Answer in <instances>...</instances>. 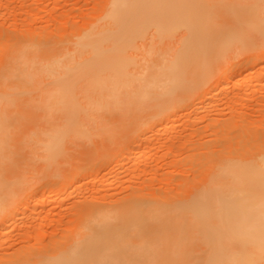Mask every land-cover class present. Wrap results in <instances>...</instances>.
<instances>
[{
  "label": "rangeland",
  "instance_id": "obj_1",
  "mask_svg": "<svg viewBox=\"0 0 264 264\" xmlns=\"http://www.w3.org/2000/svg\"><path fill=\"white\" fill-rule=\"evenodd\" d=\"M110 2L0 0V264L133 202L78 264H264V0Z\"/></svg>",
  "mask_w": 264,
  "mask_h": 264
},
{
  "label": "bare ground",
  "instance_id": "obj_2",
  "mask_svg": "<svg viewBox=\"0 0 264 264\" xmlns=\"http://www.w3.org/2000/svg\"><path fill=\"white\" fill-rule=\"evenodd\" d=\"M121 3L122 0H111V8L108 10L106 18H110V16L114 17ZM114 19H116V16ZM234 70H236V67L233 66L226 72L224 79ZM144 158H147V156H144ZM44 202V199H39L33 205L34 207L32 210L33 214H35L39 220L37 231L40 232L43 231L42 221L47 218V216H44L45 218L42 217L44 215H42L43 209L41 211L39 210V206ZM166 211H168L167 206L157 205L153 202H133L112 210L101 211L93 216L90 215L87 217L88 219H86L78 235H75L67 246L65 245L66 247H63L61 251L57 252V255H53L54 260H52L53 258H49L50 261H47L48 258L47 260L40 259L31 264H78L79 261L76 257L79 256L80 252L84 257L83 261L87 262L91 259L90 257L94 255V252L88 249L93 242L98 243L104 241V243L110 245L114 243L115 235L119 233H125L131 230L132 232H151L155 228V225L151 221L159 218V215ZM110 220H116V224L110 223ZM27 228H29V226ZM27 231L29 230L27 229ZM24 236L27 239L31 238L32 233L29 231L27 234L25 233ZM55 259L58 260L56 261ZM96 262L101 264L104 261L102 259L93 260V263Z\"/></svg>",
  "mask_w": 264,
  "mask_h": 264
}]
</instances>
